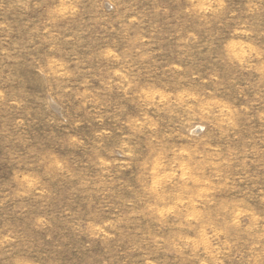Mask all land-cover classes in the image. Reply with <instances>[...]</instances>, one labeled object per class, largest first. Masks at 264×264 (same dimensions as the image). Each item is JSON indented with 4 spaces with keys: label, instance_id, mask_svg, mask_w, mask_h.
Here are the masks:
<instances>
[{
    "label": "rangeland",
    "instance_id": "1",
    "mask_svg": "<svg viewBox=\"0 0 264 264\" xmlns=\"http://www.w3.org/2000/svg\"><path fill=\"white\" fill-rule=\"evenodd\" d=\"M0 264H264V0H0Z\"/></svg>",
    "mask_w": 264,
    "mask_h": 264
}]
</instances>
